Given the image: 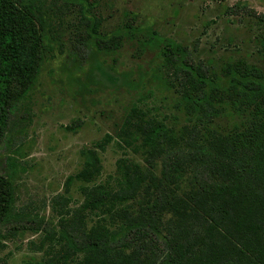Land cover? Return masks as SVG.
<instances>
[{
	"label": "trees",
	"instance_id": "16d2710c",
	"mask_svg": "<svg viewBox=\"0 0 264 264\" xmlns=\"http://www.w3.org/2000/svg\"><path fill=\"white\" fill-rule=\"evenodd\" d=\"M98 8L95 0H0V147L23 135L16 126L25 125L47 64L67 54L72 66L63 64V73L74 83L80 62L98 60L92 72L99 70L102 56L129 43L140 55L155 54L149 85L172 92L183 122L143 101L129 106L112 134L81 151L82 167L52 199L51 222L18 207L26 155L8 152L0 229L19 224L15 231L40 234L28 245L40 257L27 264H264V28L253 61H227L217 72L182 43L135 25L131 14L104 31ZM223 118L236 122L220 127ZM113 142L140 161L122 157L101 180V154Z\"/></svg>",
	"mask_w": 264,
	"mask_h": 264
},
{
	"label": "rangeland",
	"instance_id": "374dc122",
	"mask_svg": "<svg viewBox=\"0 0 264 264\" xmlns=\"http://www.w3.org/2000/svg\"><path fill=\"white\" fill-rule=\"evenodd\" d=\"M95 1L105 19L104 31H114L126 21L125 15L131 14L135 25L149 27L161 36L182 43L192 51L195 61H203L217 72L227 61H253L257 57L258 39L264 28L259 20L264 16V0ZM66 55L44 67L25 107L29 110L26 123L16 126V131L24 127L23 135L14 133L16 138L11 148L0 147V174L5 168L7 153L23 148L25 170L17 180L18 207L30 206L29 210L42 213L48 222L56 221L52 199L64 192L67 177L82 167L81 151L112 134L133 103L143 101L141 105L171 123L183 122V116L174 108L172 92L149 85L157 61L154 53L140 55L129 43L115 55L102 56L99 70L92 72L98 60L80 62V67L73 71L74 83L63 73L69 72L63 69V64H67L66 68L72 66ZM80 83L86 84L87 89ZM75 122H80L81 127L76 132L68 131L66 128ZM233 122L236 120L223 118L219 126L226 128ZM101 156L104 167L101 180L115 173L116 162L122 157L140 161L129 149L119 148L116 142ZM72 195L76 202L82 201L75 188ZM22 226L29 225L24 221ZM14 227L20 225L0 229V240L6 245L0 250V257L6 264H27L33 257H40L28 246L31 241H38L40 234L15 231Z\"/></svg>",
	"mask_w": 264,
	"mask_h": 264
}]
</instances>
